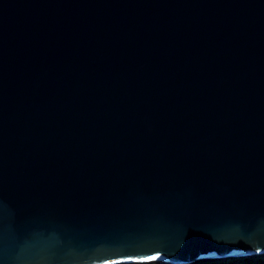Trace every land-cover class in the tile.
Returning <instances> with one entry per match:
<instances>
[{
	"label": "water",
	"instance_id": "95a60500",
	"mask_svg": "<svg viewBox=\"0 0 264 264\" xmlns=\"http://www.w3.org/2000/svg\"><path fill=\"white\" fill-rule=\"evenodd\" d=\"M264 258V0H0V264Z\"/></svg>",
	"mask_w": 264,
	"mask_h": 264
},
{
	"label": "trees",
	"instance_id": "16d2710c",
	"mask_svg": "<svg viewBox=\"0 0 264 264\" xmlns=\"http://www.w3.org/2000/svg\"><path fill=\"white\" fill-rule=\"evenodd\" d=\"M216 264H264V258L263 259H244L239 260L236 263L235 262H220Z\"/></svg>",
	"mask_w": 264,
	"mask_h": 264
},
{
	"label": "rangeland",
	"instance_id": "374dc122",
	"mask_svg": "<svg viewBox=\"0 0 264 264\" xmlns=\"http://www.w3.org/2000/svg\"><path fill=\"white\" fill-rule=\"evenodd\" d=\"M237 261H239V260H232L231 262H237ZM230 263V262H229ZM201 264H203V263H201ZM205 264H208V263H205ZM214 264V263H213Z\"/></svg>",
	"mask_w": 264,
	"mask_h": 264
},
{
	"label": "clouds",
	"instance_id": "9594fccd",
	"mask_svg": "<svg viewBox=\"0 0 264 264\" xmlns=\"http://www.w3.org/2000/svg\"><path fill=\"white\" fill-rule=\"evenodd\" d=\"M223 262H230V261H223ZM220 263V262H219Z\"/></svg>",
	"mask_w": 264,
	"mask_h": 264
},
{
	"label": "bare ground",
	"instance_id": "6f19581e",
	"mask_svg": "<svg viewBox=\"0 0 264 264\" xmlns=\"http://www.w3.org/2000/svg\"><path fill=\"white\" fill-rule=\"evenodd\" d=\"M208 264H213V263H208ZM214 264H216V263H214Z\"/></svg>",
	"mask_w": 264,
	"mask_h": 264
}]
</instances>
